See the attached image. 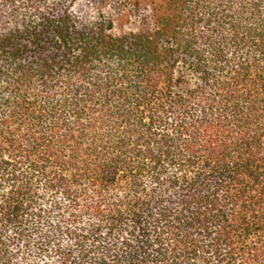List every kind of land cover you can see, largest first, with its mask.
Here are the masks:
<instances>
[{
  "label": "trees",
  "instance_id": "1",
  "mask_svg": "<svg viewBox=\"0 0 264 264\" xmlns=\"http://www.w3.org/2000/svg\"><path fill=\"white\" fill-rule=\"evenodd\" d=\"M0 264H264V0H0Z\"/></svg>",
  "mask_w": 264,
  "mask_h": 264
}]
</instances>
